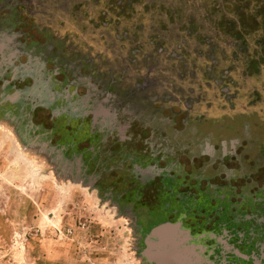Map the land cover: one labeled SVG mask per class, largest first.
Wrapping results in <instances>:
<instances>
[{
    "label": "rangeland",
    "instance_id": "1",
    "mask_svg": "<svg viewBox=\"0 0 264 264\" xmlns=\"http://www.w3.org/2000/svg\"><path fill=\"white\" fill-rule=\"evenodd\" d=\"M32 1L30 11L18 14L14 7L4 15L0 34L13 49L46 51L80 69L82 83L99 87L101 109L112 114L124 103L126 87L145 82L155 89L133 101L134 108L147 107L144 101L154 96L170 98L166 106L174 113L190 103L189 126L209 134L212 145L217 130L227 137L244 122L257 149H264V0ZM43 87L40 82L37 89ZM3 88L0 264H148L131 222L59 173L70 157L42 149L55 140L34 132L27 110L14 112L5 102L14 93Z\"/></svg>",
    "mask_w": 264,
    "mask_h": 264
},
{
    "label": "flooded vegetation",
    "instance_id": "2",
    "mask_svg": "<svg viewBox=\"0 0 264 264\" xmlns=\"http://www.w3.org/2000/svg\"><path fill=\"white\" fill-rule=\"evenodd\" d=\"M33 6L32 0H5L0 24L14 7L20 14ZM14 45L0 34V86L14 93L5 102L14 112L26 109L32 130L55 140L42 149L70 157L61 175L131 222L139 254L153 228L178 223L198 246L200 259L192 264H264V149H257L246 123L227 137L217 130L218 144L212 145L209 134L189 126L190 103L174 113L166 106L170 98L154 96L144 101L148 115L143 105L134 108L133 101L155 89L137 81L109 114L99 106L105 103L99 87L82 83L80 69L59 55ZM21 59L26 65L20 72ZM38 61L41 66L33 68ZM241 125L244 131L237 132ZM241 143L248 148H239Z\"/></svg>",
    "mask_w": 264,
    "mask_h": 264
},
{
    "label": "water",
    "instance_id": "3",
    "mask_svg": "<svg viewBox=\"0 0 264 264\" xmlns=\"http://www.w3.org/2000/svg\"><path fill=\"white\" fill-rule=\"evenodd\" d=\"M156 239V240H155ZM141 256L148 264H192L200 259L198 246L178 223H165L153 228L146 238Z\"/></svg>",
    "mask_w": 264,
    "mask_h": 264
},
{
    "label": "trees",
    "instance_id": "4",
    "mask_svg": "<svg viewBox=\"0 0 264 264\" xmlns=\"http://www.w3.org/2000/svg\"><path fill=\"white\" fill-rule=\"evenodd\" d=\"M122 3H123V0H116V1H115V5H116V6H117V5H118V6H119V5H123ZM130 3H131L130 1H126V4L129 5Z\"/></svg>",
    "mask_w": 264,
    "mask_h": 264
}]
</instances>
